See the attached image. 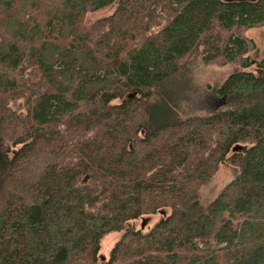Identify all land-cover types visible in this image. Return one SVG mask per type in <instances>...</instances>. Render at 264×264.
Masks as SVG:
<instances>
[{"label":"trees","instance_id":"16d2710c","mask_svg":"<svg viewBox=\"0 0 264 264\" xmlns=\"http://www.w3.org/2000/svg\"><path fill=\"white\" fill-rule=\"evenodd\" d=\"M263 24L264 0H0V264H264V75L246 35ZM194 55L238 69L224 106L181 117L170 82ZM223 162L237 173L204 204Z\"/></svg>","mask_w":264,"mask_h":264},{"label":"rangeland","instance_id":"374dc122","mask_svg":"<svg viewBox=\"0 0 264 264\" xmlns=\"http://www.w3.org/2000/svg\"><path fill=\"white\" fill-rule=\"evenodd\" d=\"M115 9V4L108 7L90 11L85 15L83 27L90 26L95 20L110 15ZM86 26V27H85ZM246 35L253 38L255 47L247 55L256 64L247 68L254 71L256 74L260 71L257 67L264 58V24L261 26L253 27L246 32ZM251 61V62H252ZM238 66L229 64L223 67L215 65H204L201 63L197 55L192 56V59L185 71H182L177 79H173L171 83L177 81L175 86L178 89H183L184 92L175 98V106L181 117H186L191 114H206L220 109L225 104V99L216 93L217 88L225 80V78L232 72L236 71ZM257 71V72H256ZM264 75V73H262ZM259 101L264 104V93L260 96ZM13 107L17 110L22 108V101L13 102ZM237 169L228 163H221L219 169L214 174L212 179L203 185L199 190V198L202 203H207L211 200L219 190L235 177ZM145 215L144 217H147ZM160 214L150 215L143 227L147 230L159 218ZM141 218L130 221V224L136 228L140 227ZM120 232H112L106 235L101 240V246L98 254L104 256L105 260L108 259L110 250L119 238Z\"/></svg>","mask_w":264,"mask_h":264},{"label":"water","instance_id":"95a60500","mask_svg":"<svg viewBox=\"0 0 264 264\" xmlns=\"http://www.w3.org/2000/svg\"><path fill=\"white\" fill-rule=\"evenodd\" d=\"M134 96H135V92H132V93L127 94V97H128V98H132V97H134ZM146 221H147V218H145V219L143 218V219L141 220V227H142V228L144 227ZM102 258L104 259L103 256H102Z\"/></svg>","mask_w":264,"mask_h":264},{"label":"flooded vegetation","instance_id":"af4514ba","mask_svg":"<svg viewBox=\"0 0 264 264\" xmlns=\"http://www.w3.org/2000/svg\"><path fill=\"white\" fill-rule=\"evenodd\" d=\"M255 61V60H254ZM253 64H256V61L255 62H253ZM260 70V71H256L258 74H262V73H264V69L263 68H261V67H257V70Z\"/></svg>","mask_w":264,"mask_h":264}]
</instances>
